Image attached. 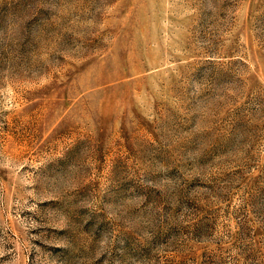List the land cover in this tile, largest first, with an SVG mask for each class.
Segmentation results:
<instances>
[{
  "label": "rangeland",
  "instance_id": "374dc122",
  "mask_svg": "<svg viewBox=\"0 0 264 264\" xmlns=\"http://www.w3.org/2000/svg\"><path fill=\"white\" fill-rule=\"evenodd\" d=\"M0 264H264V0H0Z\"/></svg>",
  "mask_w": 264,
  "mask_h": 264
}]
</instances>
